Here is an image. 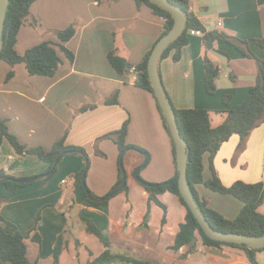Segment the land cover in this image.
<instances>
[{
	"label": "crops",
	"instance_id": "1",
	"mask_svg": "<svg viewBox=\"0 0 264 264\" xmlns=\"http://www.w3.org/2000/svg\"><path fill=\"white\" fill-rule=\"evenodd\" d=\"M189 1L191 9L208 29L218 28L240 39L264 38V3L260 4L259 0ZM30 11L32 17L38 20V26L27 24L21 27L16 42L18 53L24 54L28 48L42 41L60 42L55 30L75 23L76 34L64 42L75 59L71 61L57 47L63 63L54 76L31 75L24 62L12 67L8 62L0 61V117L6 120L9 130L28 147L40 146L46 150H50L65 135L66 144L82 147L88 155V189L104 197L120 177L121 153L116 142L106 135L121 129L128 121L127 143L145 149L148 131L161 128L163 144L166 143L170 152V174L167 178H173L176 173L174 145L156 95L138 86L133 73L119 75L107 58L108 52L117 48L130 63H141L161 36L165 18L156 14L147 3L138 5L136 0H36ZM250 47L257 56L264 58V47L256 43H251ZM218 49L229 57L218 50H208L219 66L218 89L214 94L206 92L203 63L206 50L202 34H189V43L183 47L178 61L173 59V50L160 62L161 76L174 106L178 109L210 110L213 126L225 120L226 114L218 111L233 109L244 101L257 77L255 59L248 58L228 42L220 43ZM11 69L14 75L7 79ZM116 92L118 102L108 103L107 100ZM225 95L229 96L227 103ZM163 124L167 129L166 142ZM135 132H139L140 136L136 137ZM240 142L238 134L232 135L215 155L214 167L219 177L227 186L237 180L264 182V122L250 133L244 149L238 152ZM131 152H137L144 158L140 151L130 149L125 152L124 161ZM141 163L139 160L132 163V173ZM57 165L53 176L20 187L12 198L0 205V212L25 235L31 264L54 263L53 252L61 232H65V240L60 264H87L105 247L96 235L86 230L80 214L90 217L107 232V227L99 222L108 226L112 221L109 213L105 212L111 199L106 204H84L88 193L75 183L76 173L86 165V159L79 154L65 155ZM204 165V179L207 181L213 177L209 154L204 157ZM51 167L50 162L35 154L19 153L7 138L0 144V170H5L10 176L32 178L49 171ZM63 180L66 182L63 183ZM127 182L129 191L122 192L129 199L131 187L128 179ZM195 187L200 197L209 201V206L227 218L236 217L243 207L238 198L214 191L205 183H198ZM5 191L6 187L0 185V198ZM168 193L173 194L165 192L160 195L168 206V216L165 229L161 231V208L162 215L157 221L158 234L155 236V241L159 239V242L170 229V208L162 199ZM147 198L149 203V194ZM222 201H226V209L220 206ZM153 205L156 204L152 203L151 210ZM76 209L80 210L79 214L75 213ZM39 213L41 220L35 229ZM185 215L186 207L178 230ZM113 228H118L121 234L126 230L129 232L134 242L128 237H121L125 243L138 244L146 237L139 233L134 236L130 230H122L118 225ZM178 230L174 233V240ZM111 240L113 243L112 237ZM173 243L167 244L163 250L169 255L176 254L177 259H170L165 264H175L192 254L183 257L182 252L169 250ZM214 249L234 251L235 260L251 264L240 248L221 245ZM262 251L264 249L258 252Z\"/></svg>",
	"mask_w": 264,
	"mask_h": 264
},
{
	"label": "trees",
	"instance_id": "2",
	"mask_svg": "<svg viewBox=\"0 0 264 264\" xmlns=\"http://www.w3.org/2000/svg\"><path fill=\"white\" fill-rule=\"evenodd\" d=\"M35 1L36 0H10L4 24L0 61L4 60L8 62L12 67H14L17 63L24 62L31 75L54 76L63 63V58L60 56L57 47H59V49H61L71 61L75 59L74 53L64 45V42L74 37L76 34V26L75 23H73L64 29L55 30V33L60 39V42L58 43L42 41L28 48L24 54L18 53L16 50V42L21 27L27 24L38 26V20L32 17L30 11L31 6ZM170 1L180 5L187 11V21L183 32L164 50L160 62L162 59L169 56L173 50L175 51L173 59L178 61L181 58L183 47L189 43V31L191 29H199L204 32V46L206 51L203 63L205 72V87L208 94L216 93L218 89L217 77L219 75V66L217 62L210 57L208 50H218L228 56L227 53L218 49V45L220 43L228 42L236 46L245 56L253 58L257 62V77L255 84L250 88L242 103L238 104L233 109L218 111L226 114L225 120L220 125H212L211 112L208 109H178L174 106V104L173 106L177 115V121L181 134L188 145L187 179L201 210L206 216V219L209 221L211 226L217 230L224 232H237L247 235H262L264 234V213H262L259 208L262 204H264V182L260 181L248 183L243 180H237L233 184L227 186L222 182L214 167V157L220 150L222 144L228 141L234 134H238L241 138V142L237 150L238 152L242 151L250 133L262 122H264V58L257 56L250 47L251 43H256L264 47V38L240 39L237 36L218 28L208 29L191 9L189 0ZM136 2L138 5L147 3L156 14L165 18L164 28L161 36L158 38L159 40L173 26L174 18L172 14L151 0H136ZM259 3L263 4L264 0H259ZM153 48L144 56L142 62L138 65L130 63L126 57L119 53L117 48L109 51L107 58L119 75L130 74L131 69L135 67L138 71L136 84L140 87L151 90L155 94L147 71L148 60ZM13 75L14 70L11 69L7 75V79L11 78ZM228 99L229 96L225 95L224 101L226 103L228 102ZM107 102L117 103L118 93H114L112 98L108 99ZM128 124L129 122L126 121L121 129L111 132L106 136L112 138L116 142L120 152L124 150L127 152V150L130 149L145 152V149L137 145L127 143L126 137L128 134ZM4 138H7L19 153L35 154L42 160L50 162L52 165L55 159L59 156L62 159L65 155L79 154L83 158L88 159V155L82 147L66 144L65 135L61 140L54 143L50 150H46L40 146L28 147L9 130L6 120L0 117V144ZM172 142L174 145L176 173L170 180L174 179L177 175V159L173 137ZM206 154H209L210 166L213 172V177L207 181L204 179V157ZM149 157L150 156L148 154V161ZM57 166L51 175L39 177L37 180H30L27 183L9 179L10 175L5 170H0V185H4L6 187L5 193L0 198V205L12 198L20 187L53 176L57 171ZM86 166L89 169L88 164L85 165L80 172L76 173V186L83 187L82 175ZM122 176L123 173L120 169V177L116 185L112 188L113 190L117 189L115 194L122 191H129L128 182L123 184ZM198 183H205L214 191L222 194H230L241 200L243 202V207L238 215L234 218H227L224 214L209 206V201L207 199H202L195 187ZM143 186L149 194L148 210L145 217L150 214L152 203H155L162 208L163 215L160 220L161 231L165 229L168 216V206L160 199L161 194L171 192L178 195L182 204L186 207L184 221L180 223L179 230L175 234L174 243L168 247L169 250L182 252V256L187 257L189 254L193 253L198 241H201L203 245L210 248H218L221 247V245H229L242 249L251 264H259L257 252L263 250L264 248L251 249L244 244L221 242L213 240L205 234L189 206L183 199L179 191L178 181L169 185L160 183L157 186ZM115 194L105 198L106 196L100 197L90 190V194L87 195L84 200V204L90 206L106 204ZM80 219L84 223L86 230L89 233L96 235L105 246L104 251L90 259L87 264H156L150 259H141L125 253L113 252V243L110 235L97 225V223H95L90 217L80 214ZM40 220L41 214L39 213L36 219L35 229H37ZM64 240L65 232H61L58 235L56 247L53 252V264H60V256L64 248ZM0 264H31L28 258V247L25 241V235L19 230L16 224L6 219L1 212Z\"/></svg>",
	"mask_w": 264,
	"mask_h": 264
},
{
	"label": "rangeland",
	"instance_id": "3",
	"mask_svg": "<svg viewBox=\"0 0 264 264\" xmlns=\"http://www.w3.org/2000/svg\"><path fill=\"white\" fill-rule=\"evenodd\" d=\"M161 111V114H163L164 117L165 125L168 127L167 130L166 126L163 124L166 142L167 132H171L164 112L162 109ZM135 135L136 137H138L140 136V133L135 132ZM163 138L164 136L162 129L153 128L148 131V137L146 138L145 142V152L148 153L149 156L151 154L152 161H150L149 157V161L147 162V164L143 166V168H141L140 176L145 181L152 184L164 183L171 179L167 178L170 174V152L165 146L166 143L163 144ZM138 160L139 162H142L141 165L145 161L144 158L137 152H131L124 161L126 171L128 173L127 179L131 187L129 199L124 192L112 196L111 200L106 205L107 208H105V212L107 211V213H109L108 217L112 221H110V224L108 226H106V224H103V222L99 223L107 227L106 230L113 239V252L125 253L141 259H150L156 264H165V262L170 261V259H177L176 254H166L163 249L167 244L172 243L174 241V233L178 230V223L183 220L185 207L181 203L177 195L168 193L162 196V199L169 205L170 208V229L162 235L160 242L159 239H156L155 241V236L158 234L157 221L162 215V210L158 206L153 205L151 214H149L147 217H144L147 211L148 193L145 187L133 175L137 167L132 173V163ZM263 170L264 164L262 162V173ZM158 171L160 173H157ZM112 190L113 189H111L105 196H108V194ZM225 203L226 201H222V203L220 202V206L224 208ZM259 210L264 213V204L260 206ZM75 213L79 214L80 210L76 209ZM70 221L75 223V220L71 219ZM114 225L120 226L122 230L123 228L130 230L131 234H133L134 236H136V233H139L145 235L146 237L144 236L145 239L143 241L141 240L142 242L138 244L131 242L125 243V241L121 237H128L129 240H132L129 232H127L126 230L124 234L123 232L122 234L118 233V228L114 229ZM134 246L136 247V250L133 251ZM154 254L158 255L153 256ZM163 257H165L166 260H164ZM257 257V259L259 260V264H264V251L258 252ZM235 259L236 255L234 251H222L220 249L209 248L199 242L196 244V247L194 248V251L189 258L180 259L177 260V262L176 260L172 261L176 262L175 264H245L244 260Z\"/></svg>",
	"mask_w": 264,
	"mask_h": 264
},
{
	"label": "water",
	"instance_id": "4",
	"mask_svg": "<svg viewBox=\"0 0 264 264\" xmlns=\"http://www.w3.org/2000/svg\"><path fill=\"white\" fill-rule=\"evenodd\" d=\"M152 2L156 3L163 9L169 11L173 18L174 24L172 28L164 34L158 42L155 44L147 65L148 77L150 83L153 87V90L157 96L159 105L164 112L166 120L168 122V126L170 128L171 135L174 139L175 143V151H176V159H177V175L174 179L164 182L163 184L169 185L178 181L179 191L189 206L190 210L192 211L193 215L199 222L200 226L204 230L205 234L213 240L227 242V243H235V244H244L248 248L251 249H262L264 248V234L262 235H247L237 232H224L221 230H217L211 226L209 221L206 219L203 211L201 210L193 191L190 187L189 181L187 179V164H188V145L185 141L184 137L181 134L177 115L175 113V109L168 94V91L164 85L160 69L159 63L161 56L167 46L177 38L184 30L186 21H187V11L178 4L171 2L170 0H151ZM10 0H0V53L2 50V43H3V31H4V24L7 15V10L9 6ZM126 150L120 153V169L122 170L123 176L122 181L123 184L127 182V172L124 166V154ZM140 153L144 156V163L137 167L134 171V175L136 179L145 186H157L159 184H152L145 181L140 176L141 167L145 166L148 162V154L144 151H140ZM61 157H57L51 167V169L41 175L34 176L32 178H15L10 176L9 179L16 180L17 182H24L27 183L30 180L35 181L39 178V176H49L51 175L55 169L57 164L59 163ZM89 164V160L86 159V165ZM88 167L86 166L83 175H82V185L86 192L90 194V190L88 189L86 183V176H87ZM117 189L112 190L108 196L105 198L110 197L111 195L115 194Z\"/></svg>",
	"mask_w": 264,
	"mask_h": 264
},
{
	"label": "built area",
	"instance_id": "5",
	"mask_svg": "<svg viewBox=\"0 0 264 264\" xmlns=\"http://www.w3.org/2000/svg\"><path fill=\"white\" fill-rule=\"evenodd\" d=\"M189 34H204V32L203 31H201V30H199V29H191L190 31H189ZM131 73H133L134 75H135V78H136V80H137V78H138V71L136 70V68L135 67H133L132 69H131ZM66 182V180H63V183H65Z\"/></svg>",
	"mask_w": 264,
	"mask_h": 264
}]
</instances>
